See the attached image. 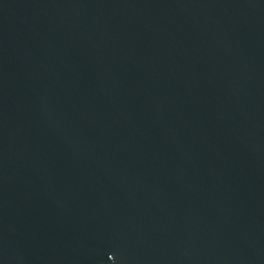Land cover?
Segmentation results:
<instances>
[{"label":"water","instance_id":"water-1","mask_svg":"<svg viewBox=\"0 0 264 264\" xmlns=\"http://www.w3.org/2000/svg\"><path fill=\"white\" fill-rule=\"evenodd\" d=\"M0 264H264V0H0Z\"/></svg>","mask_w":264,"mask_h":264}]
</instances>
